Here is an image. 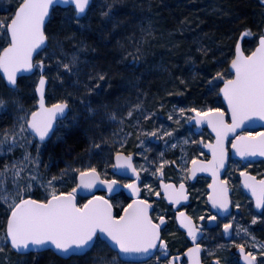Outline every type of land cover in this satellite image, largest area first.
Segmentation results:
<instances>
[{
    "label": "snow or ice",
    "instance_id": "1",
    "mask_svg": "<svg viewBox=\"0 0 264 264\" xmlns=\"http://www.w3.org/2000/svg\"><path fill=\"white\" fill-rule=\"evenodd\" d=\"M95 2L15 0V4L10 5L13 10L0 16V79L12 93H16L23 73H39L35 85L39 95L31 107L25 108L17 95L0 94V114L9 112L10 108L15 111L12 123L0 128V155L12 154L17 147L24 149L20 157L13 156L0 167V208H3L0 215L5 218L0 231V253L6 249L37 254L51 250L72 260L74 256H88L95 250L96 255L89 257L92 264H148L150 260L153 264H183L185 259L187 264H205L202 253H206L211 257L209 264H239L238 260L219 254L227 245L217 244L209 248L200 242L205 239L207 231L205 220L209 224L216 222L214 226L221 227L222 235L231 239L235 217L221 226L219 220L227 219V216L220 217L218 212L207 216L202 214L197 224V217L183 210L182 202L190 199L188 181L194 180L198 173H210L205 202L213 209L231 215V188L228 176L223 175L229 170V142L242 158V163H248L249 158L257 155L264 157V125H261V131H244L258 120L264 121V30L253 33L252 29L245 27L240 37H258L253 47L246 49L241 40L236 39L228 53L221 52V58L212 57L209 67L215 70L208 72L205 86L208 93L215 91L217 96L222 95L227 112L224 107H213L211 103H193L185 107L174 105L167 112L168 122L177 126H207L214 135V139L207 142L203 137L193 140L191 134L180 138L181 156L177 163L165 158L169 147H177L176 143H170L178 139L177 127L165 123L151 129L145 126V122L160 118L158 111L147 109L138 102L126 112H119L107 102L97 100L110 80L106 72L87 75L83 83L86 91L76 97L83 108L73 113L71 119L68 117L74 99L71 93L53 97L54 102L50 104L46 102V85L50 82L56 79L63 82L65 77L76 76V83H79L81 53L87 45L81 41L72 52H68L59 36L65 27L83 28L81 21L88 18ZM61 7L66 9L62 14L59 12ZM113 9L114 3H107L100 15L110 18ZM65 39H74V34ZM53 41L55 48L49 51ZM56 49L60 50L59 54ZM198 51L207 57L211 50L201 47ZM52 69H55L54 75L46 74ZM180 83L188 85L183 78ZM218 85L222 86L217 90ZM159 108H164L163 102ZM66 119L69 122L65 125V132L70 135L83 132L89 141L87 152L90 156L114 159L111 167L119 169L120 174L126 175L130 171L131 177L126 182L115 176L102 179L107 175V163L102 172L91 160L80 167L61 169L60 175L45 176L40 169L42 166L47 169L50 165L43 162L41 153L48 140L57 135L59 122ZM82 121L87 127H81ZM110 124L119 127L105 135L103 130ZM230 134L234 138L230 139ZM133 137L137 141L136 151H127ZM161 141L165 151L150 157L148 153L152 149L148 145ZM187 145L202 146L208 150L210 158H201L203 152L190 155L185 151ZM32 147L35 148L34 154L30 150ZM105 149H108L107 153ZM166 166L179 172L177 180L166 178ZM237 170L243 188L250 192L255 208L260 210L259 215L252 216L250 224L264 223V176L258 178L247 168ZM65 177L74 181V186L67 190L63 187ZM150 177H155L158 183H144ZM98 184H103L108 193H116L125 187L131 192V199L117 206L106 195L92 194L91 190ZM37 189H43V198H36ZM78 190L87 192L90 198L79 202ZM161 199L169 202V208L179 206L172 210L190 245L176 254L165 238L170 217L168 208L159 207L157 201ZM235 207L239 209L241 204L235 202ZM207 211L206 208L205 213ZM241 234L253 241L248 249L244 243L237 244L231 239L244 264H264V243L257 240L249 227L236 223L235 235ZM132 256L142 259H125ZM37 260L38 255L33 256L32 264H37Z\"/></svg>",
    "mask_w": 264,
    "mask_h": 264
},
{
    "label": "trees",
    "instance_id": "2",
    "mask_svg": "<svg viewBox=\"0 0 264 264\" xmlns=\"http://www.w3.org/2000/svg\"><path fill=\"white\" fill-rule=\"evenodd\" d=\"M110 2L111 0H96L88 18L81 21L83 28L69 26L60 33L59 38L64 41L65 51L72 52L74 46H79L81 41L87 48L81 53L79 83H76V76L65 77L59 91L51 92L47 88L49 104L54 102L53 97L71 93L74 98L71 105H76L79 103L76 97L86 91L83 83L87 75H95L101 71L106 72L110 80L104 85L97 100L107 102L112 109L129 101L132 96L130 92L135 90L139 91L136 93L140 99L145 97L152 103L169 99L172 101L167 92H175L176 89H184L187 97L190 95L188 92L200 95L204 88L191 83V72L182 73L181 76L188 81V85L191 84L188 89L180 83L178 72L174 73L178 70L175 66L195 64L199 59L211 64L214 50H218L221 45L234 43L245 27L257 32L259 24L264 21L262 0H117L112 10L113 15L104 18L100 12ZM64 11L66 9H59L61 14ZM73 34L74 39H65ZM244 44L246 43L243 42L242 45ZM52 45L55 48V41ZM201 47L211 50L207 57L198 51ZM56 52L59 54L60 50L56 49ZM133 57L136 58L135 61ZM84 61L87 63H83ZM170 72L174 73V78ZM23 79L19 81V85ZM173 99L176 101L175 96ZM82 108L83 105L79 104V111ZM4 126L0 120V128ZM81 127H87V123L82 121ZM63 137V142L54 148V155L58 158L63 155L69 158L81 155L89 143L83 132L71 135L67 133ZM8 160L9 157L0 156V167ZM111 173L108 171V176ZM123 199L126 198L123 196ZM78 201L83 203L84 199L79 197ZM0 213H3V208H0ZM4 219L0 215V231L3 229ZM254 230L258 236L264 237V223L255 225ZM9 252L13 263L24 256L22 264H32V258L36 256L34 253ZM105 252L108 250L105 249ZM109 254L115 255L114 252ZM93 255H96L95 250L88 256H74L72 260H68L49 250L39 253L37 264H92L89 257Z\"/></svg>",
    "mask_w": 264,
    "mask_h": 264
},
{
    "label": "rangeland",
    "instance_id": "3",
    "mask_svg": "<svg viewBox=\"0 0 264 264\" xmlns=\"http://www.w3.org/2000/svg\"><path fill=\"white\" fill-rule=\"evenodd\" d=\"M116 1L117 0H113V1L111 0L110 3H114V6H115L117 4ZM14 4H15V0H0V16H3V15L10 13L13 10L12 7H10V5H14ZM5 10H7V11H5ZM255 26H257V25H255ZM258 28L259 29L256 30L257 32H253V33H258L261 30H264V21H263V23L259 24ZM257 38L258 37H255V38L254 37H246V38H244L243 42L246 44H244L243 47L246 49H250L251 47L254 46ZM233 44L234 43L232 42V43H228V45H224V46L221 45V47H219V50L216 49L212 52V55H214L217 58H221V52L228 53L230 51V49H232ZM53 48H54V46L51 45L49 48V51H51ZM41 55H43V54H41ZM224 58L227 59L228 57L225 56ZM198 61L199 62H194L195 64H186L185 66L182 64H180V65L178 64V66H175L176 68H178V70L176 72L174 71V73L178 72V78H181L182 73L188 74L191 72V74H192V75L190 74L191 83L196 84V85L198 84V85H200V88L201 87L204 88L203 91L200 92V95L193 94L192 92H188L190 95H188V97H187L184 89H181V90L176 89L175 92H171L172 90L171 91L169 90L170 92H167V93H168V96H170V97H168V98H171L172 101H170V99H169V100H161V101H159V103H156V102L152 103V102H149L150 100H148L145 97L140 99L139 94L136 93L139 91L135 90V92H130V94H132V96H131V99L129 101H124L122 99L124 102L121 101L122 103L120 105H118L115 109H113V110H118L119 112H126L131 105L136 104L138 102H142L145 108L150 109V110L154 109L160 113L159 119H153V120H150L148 122H145L146 127L151 129V127H153L154 125L158 126L159 124H162V123H165L168 126L177 127L178 139L170 141V143H176L177 147L174 149L169 147L165 151L164 144L162 141L159 142L158 144H149L148 147H150L152 149V152L148 153V155L150 157H152L154 155H158V153L161 151H165V158L166 159L175 160L177 163H179L180 162L179 158L181 156V145L178 143V140L180 138L188 137L189 134H191V139H193V140H199L201 137H203L205 142H207L208 140L213 139V137L207 132L206 129L197 135L193 132V126H191V125L183 124V126H177L172 122L166 121V114L168 111H170L172 109V107L174 105H178L180 107H185V106L191 105L193 103H196V104L211 103L213 107H224V105L221 101V97L217 96L215 91L212 93H208L206 86H205V81L207 80L208 72L209 71L214 72V70H215L214 68L209 67V65H211L212 63L206 64L207 61L201 60V59H199ZM184 63H185V61H184ZM181 66H183L184 69ZM174 73L170 72V75H172L173 78L175 77ZM46 74L54 75L55 69H52L51 73H46ZM38 77H39V74L37 72L35 75H33L31 77L23 79L22 83L19 85V91L16 93H12L11 89L7 88L4 85L3 80L0 79V94L17 95L21 98L24 107L29 108L37 100L36 96L34 94V89H35V85H36V82L38 80ZM60 84H61V81L59 79H56L54 82H50L48 84L47 88L51 92L59 91ZM190 85L191 84L187 85L188 89H189ZM220 86H222V85L217 86V90H218V87H220ZM174 96H175L176 101H174V99H173ZM198 97H199V99H197ZM132 100H134L136 102H134ZM161 102H163V104H164V108L162 110L159 108V105ZM79 104H81V103L79 102L76 105H73V106L71 105L72 106V112H69V114H68L69 119H71L73 113L79 111ZM14 115H15L14 109L10 108L9 112L0 114V120L3 121V124H5V125L11 124L12 120L14 118ZM69 119L61 120L59 122V127L57 128V135L53 136L47 142L46 147L43 149V151L41 153L42 160L45 164L50 165V167L45 169L42 166L40 169L41 172L45 176H51L54 174L60 175L61 169H65L69 166L71 168L80 167V166L85 165L89 160H91V163L96 164L98 169H100L102 172L105 171V164L107 163V165H108L107 170H106L107 175L102 176V179L113 178V176H115L113 173H111V175L108 176V171H111V165L113 164L112 159H107L106 156H102V155L90 156L87 152V149L89 147V143L85 149V152H83V154H81V155L74 156L71 158L66 157L65 155L58 158L57 156L54 155L55 146H57V145H59V143L63 142V138H64L63 136L65 134H67L65 132V125L68 124ZM129 123H131V122H129ZM118 127H119V125H117V124L107 125L103 130L104 134L110 135V133L113 130L117 129ZM245 132H252V131L246 130ZM136 143H137V141L133 137L129 141V144L127 145V151H136V148H135ZM23 150L24 149L17 147L16 149H14V152L12 154H9L6 156H7V158L9 157V160H11L13 158V156L20 157L22 155ZM30 150L33 152V154L35 153L34 147H32ZM185 151L188 152L190 155L191 154H199V153L203 152L201 149V146L196 147L193 145L185 146ZM107 152H108V149H105V153H107ZM0 156H3V155H0ZM201 158H208V157L203 152V157H201ZM136 162H137V164H139L140 163L139 159H137ZM238 168H247L250 172H252L254 174L256 173L255 174L256 176H258V175L264 176V162L259 163V164H243V165L238 164V163H234V162L229 163V166H228L229 170L224 175L228 176L229 186L232 189L231 199L233 201V203H232L233 210H232V214L230 216H228L227 219H220L219 223L222 226L223 223H226L228 220H233V218L235 217V219L233 220V224H234L233 239L236 240L237 244L244 243L246 245V248L250 249L251 245L253 244V241H251V239L249 237L245 236L244 234H241L240 236L235 235V224L236 223H240L244 226L249 227V231L257 238V240L259 242L264 243V237L258 236L257 232L254 230V226L260 224L259 221L254 225L250 224L252 216L259 215L260 213H257L254 210L252 200L250 198H248L242 192V190L240 188L239 171L237 170ZM142 175H143V173H142ZM165 175H166V178L177 180V178L179 176V172L172 166H166ZM115 178L118 179L116 176H115ZM65 179H66V183L63 185L64 189H70L71 187L74 186V181L71 178L65 177ZM123 181L126 182V180H123ZM198 181L192 187L191 204L189 206V210L193 216L197 217L196 221L199 224L200 221H199L198 217L202 214L207 216L210 213H209V210L207 211V213H205V209L207 208V205L205 202L206 193L203 190L204 188H202V182H204V184H207V181H205L204 179H199ZM144 183L156 184V183H158V181L156 180L155 177H150L149 179H145ZM103 195L108 196L107 194H103ZM36 198H43V189H37L36 190ZM78 198L79 197L77 196V199ZM84 201H85V199H84ZM114 201H115L114 202L115 204L119 205V203L121 202V199H120V197H115ZM158 202H160V200H158ZM235 202H239L241 204V207L239 209H237L235 207ZM158 205H161V204L159 203ZM205 224H206V220H205ZM219 229L221 230V227H219ZM219 229L217 231H211V230L206 231L204 240L210 244H214L213 242H215V241H213L212 237L214 235H217L218 233H220ZM165 235L169 236L171 238H174L176 236H177L176 238L180 237L179 234L175 233L173 226L170 223L168 225L167 231L165 232ZM176 242L177 241H170V243H176ZM178 243L179 242H177V244ZM218 244L227 245L219 253L222 257H227L228 259L238 260V258L233 253V252H235L236 247L232 246L231 242L226 243V242L220 241V242H218ZM208 247L213 248L210 245H208ZM34 254L36 256L39 255L37 253H34ZM157 255H160V253L157 252ZM203 259L205 261V259L209 260L211 258L209 255L204 253ZM12 260H13V258L10 256V252L8 249H6L5 252L0 253V264H22L25 261V258H24V256H21L18 259V261H16L15 263H13ZM148 264H153V261L150 260L148 262Z\"/></svg>",
    "mask_w": 264,
    "mask_h": 264
},
{
    "label": "flooded vegetation",
    "instance_id": "4",
    "mask_svg": "<svg viewBox=\"0 0 264 264\" xmlns=\"http://www.w3.org/2000/svg\"><path fill=\"white\" fill-rule=\"evenodd\" d=\"M191 126H193V132L195 131L194 129H195V125H191ZM207 130V132L210 134V132L208 131V129L206 128V127H204V128H202L201 130H200V132H198V133H195V134H200L203 130ZM262 129H258V130H247V131H261ZM211 135V134H210ZM230 143V142H229ZM230 145V144H229ZM201 149H202V146H201ZM203 151V150H202ZM204 152V151H203ZM204 154H205V152H204ZM206 155V154H205ZM207 156V155H206ZM208 157V156H207ZM230 162H234V163H238V164H259V163H263L264 162V160H259V161H248V163H242V160H235V159H230V161H229V163ZM229 163H228V166H229ZM112 172V171H111ZM113 173V172H112ZM225 174V173H224ZM223 174V175H224ZM253 175H255L254 173H252ZM256 176V175H255ZM258 178H261L262 176H260V175H258L257 176ZM199 179H204L205 181H207V184H204V182H202V188H204L203 190H204V192L206 193V196H207V191H206V189H207V185L210 183V178L209 177H206V176H204V175H200V176H198V177H196L195 178V180H193V181H188V190H189V194H190V199L187 201V203L186 204H184V209L183 210H186L188 213H189V215H192L191 213H190V210H189V206H190V204H191V191H192V187L195 185V183L199 180ZM203 181V180H202ZM199 182V181H198ZM239 185H240V174H239ZM241 188V187H240ZM242 190V189H241ZM231 191H232V189H231ZM242 192H243V190H242ZM232 193V192H231ZM244 193V192H243ZM245 194V193H244ZM246 195V194H245ZM123 196L126 198V199H123ZM247 196V195H246ZM110 197V199H113V201L115 200V197H120V199H121V202H124V203H127V202H129V198L122 192V191H120L118 194H116V195H112V196H109ZM230 197H231V194H230ZM248 197V196H247ZM249 198V197H248ZM205 201H206V197H205ZM115 202V201H114ZM157 203L159 204H161V205H159V207H161L162 209L163 208H168L169 210H168V215H169V217H170V219H169V223L173 226V229H174V231H175V233L176 234H179V238H176V237H174V238H171V237H169V236H166L165 235V238H167L168 240H169V247H170V249L172 250V252H173V254H176L178 251H180V250H183L185 247H187V246H190L189 245V243H188V241L185 239V233L184 232H182L179 228H178V225H177V221L175 220V213H174V211L172 210V209H174V206H172L171 208H169V203L166 201V200H163V199H161L160 200V202H158L157 201ZM252 203H253V201H252ZM206 205H207V208H208V210H209V213L210 214H215V213H213L212 211H211V208H210V206L208 205V203H206ZM118 206V205H117ZM253 207H254V205H253ZM232 210H233V205H232ZM258 213V212H257ZM231 214H232V211H231ZM227 217L228 216H230V215H226ZM220 217H223V216H220ZM219 222H220V220H219ZM196 223L198 224V222L196 221ZM215 223L216 222H213L212 224H209V222H207V220H206V224H205V226H206V229H207V231H217L218 229H219V227H216V226H214L215 225ZM220 224V223H219ZM219 232L220 233H218L217 235H214L213 237H212V239H213V241H215V242H213L214 244H210V243H208V242H206L205 240H201L200 242L201 243H204V244H207V245H210V246H212L213 248L218 244V242H220V241H223V242H226V243H230L231 242V239H233V230H232V233H231V239L229 240V241H226L225 240V237H224V235H222V228H221V230L219 229ZM206 233V232H205ZM205 235V234H204ZM170 241H177V242H179L178 244H177V242L176 243H170ZM181 242V243H180ZM238 248H236L235 249V252H233L234 254H235V256L238 258V261H239V255L237 254V252H236V250H237ZM115 253V252H114ZM203 254L204 253H202V257H203ZM211 258V257H210ZM211 259H205V264H209V262L208 261H210ZM183 264H187V261H186V259L183 261ZM240 264V263H239Z\"/></svg>",
    "mask_w": 264,
    "mask_h": 264
},
{
    "label": "water",
    "instance_id": "5",
    "mask_svg": "<svg viewBox=\"0 0 264 264\" xmlns=\"http://www.w3.org/2000/svg\"><path fill=\"white\" fill-rule=\"evenodd\" d=\"M61 9H65V8H63V7H61ZM238 39H240L241 40V43H243V39L244 38H242V37H239ZM39 74V73H38ZM22 76H23V78H28V77H31V76H33V75H31V74H27V73H23L22 74ZM3 80V79H2ZM38 81V80H37ZM3 83H4V85L6 86V83H5V81L3 80ZM47 86H48V84L46 85V91H47ZM7 87V86H6ZM8 88V87H7ZM34 94H35V96H36V99H38V93L35 91V89H34ZM221 97V101H222V103H223V105H224V107H225V111L227 112V108H226V104H225V102H223V97H222V95L220 96ZM46 102L47 103H49L48 101H47V97H46ZM230 122V121H229ZM261 125H264V121H257V123L256 124H254V125H251V126H248V127H245L244 128V131H246V130H258V129H261ZM204 127H206L207 129H208V131L210 132V134H211V129L210 128H208L207 126H201V127H196L195 126V133H198V132H200V130L202 129V128H204ZM237 134H239V130H238V132H237ZM211 136L213 137V139H214V135H212L211 134ZM231 138H234V137H232L231 136V134H230V139ZM49 141V140H48ZM228 149H229V161H230V159H235V160H242V158L241 157H239L236 153H235V151L231 148V144L229 145L228 144ZM202 150L205 152V154L208 156V158H210V156H209V152H208V150L207 149H204L203 147H202ZM259 160H264V157H261V156H259V155H257V156H255V157H251V158H249L248 159V161H259ZM229 161H228V163H229ZM112 163H114V159H112ZM111 171L113 172V174L118 178L117 180H126L127 181V179H129L130 177H131V173H130V171L125 175V174H120V170L119 169H113L112 167H111ZM224 174V173H223ZM200 175H204V176H206V177H209L210 178V182H211V174L210 173H198L197 174V177L198 176H200ZM195 180V179H194ZM191 181H193V180H191ZM240 187H241V189L243 190V192L253 201V205H254V210L256 211V212H258V213H260V210L259 209H256L255 208V202H254V199L251 197V194H250V192H248V190L247 189H245V188H243V186H242V178L240 177ZM120 191H122L129 199H131V192L127 189V188H125V187H121V188H119L118 189V191L116 192V193H108L107 192V189H106V187L103 185V184H98V186H97V188L96 189H93V190H91V192H92V194H97V195H103V194H107L108 196H112V195H116V194H118ZM232 192V191H231ZM231 192H230V194H231ZM78 197H80V198H83V199H85V200H87V199H89L90 198V196L87 194V192H85V191H80V190H78V195H77ZM168 202V201H167ZM169 203V202H168ZM183 204H186L187 203V201H184V202H182ZM209 206H210V204H208ZM174 206V209L175 208H178L179 206H176V205H173ZM210 208H211V211L213 212V213H219V216H226L227 214L225 213V212H223V211H221V210H218V209H213L211 206H210ZM229 211L231 212L232 211V204L230 205V209H229ZM213 222H211V224H212ZM177 225H178V228L182 231V232H184L185 233V231L179 226V224H178V222H177ZM185 235H186V233H185ZM225 237V240L226 241H229L230 239H229V237H227V236H224ZM110 243V242H109ZM51 251V250H50ZM15 253H17V254H29V253H21V252H17V251H14ZM54 254H56L54 251H52ZM236 252H237V254L239 255V263L240 264H244V261H243V259H242V257H241V255H240V253H239V249H237L236 250ZM31 253H35V252H31ZM57 255V254H56ZM58 257H60V258H62V259H65V258H63L62 256H60V255H57ZM82 256V255H81ZM125 259H129V260H132V261H139V260H141L142 258L141 257H138V256H132V257H125Z\"/></svg>",
    "mask_w": 264,
    "mask_h": 264
}]
</instances>
